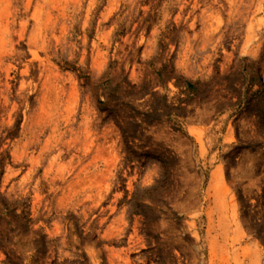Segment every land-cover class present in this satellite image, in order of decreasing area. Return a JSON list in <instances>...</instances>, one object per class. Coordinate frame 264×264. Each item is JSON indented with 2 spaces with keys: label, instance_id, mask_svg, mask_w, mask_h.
<instances>
[{
  "label": "rangeland",
  "instance_id": "1",
  "mask_svg": "<svg viewBox=\"0 0 264 264\" xmlns=\"http://www.w3.org/2000/svg\"><path fill=\"white\" fill-rule=\"evenodd\" d=\"M0 264H264V0H0Z\"/></svg>",
  "mask_w": 264,
  "mask_h": 264
}]
</instances>
